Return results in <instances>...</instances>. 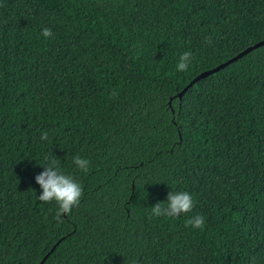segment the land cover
Wrapping results in <instances>:
<instances>
[{
  "label": "trees",
  "instance_id": "trees-1",
  "mask_svg": "<svg viewBox=\"0 0 264 264\" xmlns=\"http://www.w3.org/2000/svg\"><path fill=\"white\" fill-rule=\"evenodd\" d=\"M263 41L264 0H0V264H264V45L178 97ZM170 191L191 212L153 216Z\"/></svg>",
  "mask_w": 264,
  "mask_h": 264
},
{
  "label": "clouds",
  "instance_id": "clouds-1",
  "mask_svg": "<svg viewBox=\"0 0 264 264\" xmlns=\"http://www.w3.org/2000/svg\"><path fill=\"white\" fill-rule=\"evenodd\" d=\"M45 38L51 36V29L44 28L41 33ZM207 42H211L210 38H206ZM192 60L190 52H184L180 55L179 61L176 64L177 71L185 72L189 68ZM48 138V133L44 132L41 135L42 140ZM73 163L81 171H87L89 161L85 158L76 155L73 158ZM36 182L42 189V194L38 199L43 202L56 201L58 212L56 219L60 220L61 214H67L71 209L78 205L82 196L81 185L70 175H66L60 171L58 160L52 159L44 166V171L35 177ZM193 198L187 191H170L167 195V203L158 202L151 207V214L155 217L162 215L173 217L179 216L181 213H189L193 208ZM191 225L194 228H202L204 218L200 215L192 217L186 221V226Z\"/></svg>",
  "mask_w": 264,
  "mask_h": 264
},
{
  "label": "water",
  "instance_id": "water-1",
  "mask_svg": "<svg viewBox=\"0 0 264 264\" xmlns=\"http://www.w3.org/2000/svg\"><path fill=\"white\" fill-rule=\"evenodd\" d=\"M264 45V41L263 42H260L250 48H248L246 51H244L242 54H240L239 56H237L236 58L230 60L229 62L213 69V70H210V71H206V72H203L202 74H200L199 76H197L194 80H192L185 88L184 90L178 95V97L180 99H182V97L186 94V92H188L195 84H197L199 81L207 78L208 76L218 72L219 70L225 68L226 66H228L230 63L232 62H235L237 60H239L240 58H242L243 56H245L246 54L250 53L251 51L259 48L260 46H263ZM57 246V245H56ZM56 246H54V248L49 252V254H47L44 259L40 262V264H44L45 261L47 260V258L49 257V255L55 250Z\"/></svg>",
  "mask_w": 264,
  "mask_h": 264
}]
</instances>
